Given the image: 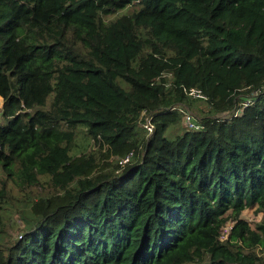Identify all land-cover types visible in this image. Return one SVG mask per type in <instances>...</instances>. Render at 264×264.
Segmentation results:
<instances>
[{"label": "trees", "instance_id": "trees-1", "mask_svg": "<svg viewBox=\"0 0 264 264\" xmlns=\"http://www.w3.org/2000/svg\"><path fill=\"white\" fill-rule=\"evenodd\" d=\"M263 84L264 0H0V264H264Z\"/></svg>", "mask_w": 264, "mask_h": 264}, {"label": "built area", "instance_id": "built-area-1", "mask_svg": "<svg viewBox=\"0 0 264 264\" xmlns=\"http://www.w3.org/2000/svg\"><path fill=\"white\" fill-rule=\"evenodd\" d=\"M263 89H264V84H263ZM260 91H261V88L257 89V90H254L252 96L254 97ZM185 93L188 96H191L193 98H197V99H201V100H205L206 99L205 94L200 89L188 88V89H185ZM252 99L253 98L248 97L245 100H243L241 102V104H243L242 106L243 107L247 106L252 101ZM177 108L182 112L183 125L185 126V128L187 130H200V129L203 128L204 125L196 120V118L194 117L193 113L189 109H187L185 107H182L181 105H178ZM226 115H227V113L223 114V116H226ZM141 118H142V121L140 122L141 126L146 130V132L148 134H151L154 131V124L152 122V114L147 112L146 110H142ZM131 155H132V152L127 154L125 157L121 158L120 162L121 163L128 162L130 157H131ZM230 227L231 226H228V227H225L224 229L221 230V233H220V236H219L221 240L226 238Z\"/></svg>", "mask_w": 264, "mask_h": 264}, {"label": "rangeland", "instance_id": "rangeland-1", "mask_svg": "<svg viewBox=\"0 0 264 264\" xmlns=\"http://www.w3.org/2000/svg\"><path fill=\"white\" fill-rule=\"evenodd\" d=\"M124 11L125 10H122V11H119L118 13H121V12H124ZM115 15H116V13H115ZM51 97H52V95L48 96L47 103H49V101L51 100ZM198 106L199 107L202 106L200 102H199ZM1 122L5 123L6 120H2ZM80 141L83 142L82 139ZM242 217L246 218L248 221H254V220L259 219L260 215H259V213L256 214L255 206L253 205V206L247 207V208H245L243 210ZM8 218H9L8 223H7L8 226H6L7 231H9V233H11V235L13 237H18L19 234L22 233V228H23V225H24V221L21 219V217H20V215H19V213H18V211L16 209H12L11 214L9 215ZM230 225H231V222L229 221L225 225V227H228Z\"/></svg>", "mask_w": 264, "mask_h": 264}]
</instances>
